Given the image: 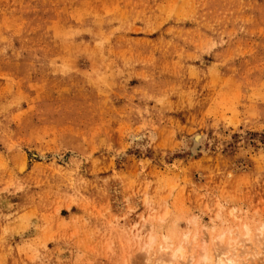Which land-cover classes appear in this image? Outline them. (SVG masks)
I'll return each instance as SVG.
<instances>
[{
	"label": "rangeland",
	"instance_id": "1",
	"mask_svg": "<svg viewBox=\"0 0 264 264\" xmlns=\"http://www.w3.org/2000/svg\"><path fill=\"white\" fill-rule=\"evenodd\" d=\"M202 252L264 264V0H0V264Z\"/></svg>",
	"mask_w": 264,
	"mask_h": 264
},
{
	"label": "bare ground",
	"instance_id": "2",
	"mask_svg": "<svg viewBox=\"0 0 264 264\" xmlns=\"http://www.w3.org/2000/svg\"><path fill=\"white\" fill-rule=\"evenodd\" d=\"M221 240V239H220ZM152 242H153V238L150 236L149 238V244L148 246H151L152 245ZM169 247V246H168ZM148 250V249H147ZM178 251H180L181 253V248L179 247ZM173 254H175V250L172 252ZM164 254V251L162 249V251H159V258L161 259V255ZM198 258L195 260V256L192 255L188 261L189 263H193V264H202L204 261H207L208 260V256L205 254V252H202L201 254H199L197 256ZM261 257H258L257 260H260ZM220 264H225L224 262H220ZM258 264V263H257Z\"/></svg>",
	"mask_w": 264,
	"mask_h": 264
}]
</instances>
